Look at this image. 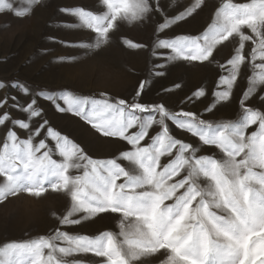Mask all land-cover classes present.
I'll return each mask as SVG.
<instances>
[{"label": "snow or ice", "instance_id": "snow-or-ice-1", "mask_svg": "<svg viewBox=\"0 0 264 264\" xmlns=\"http://www.w3.org/2000/svg\"><path fill=\"white\" fill-rule=\"evenodd\" d=\"M48 6L47 0H0V14L23 19ZM207 7V0H96L91 8H59L94 34L92 43L78 45L88 52L119 37L124 47L149 55L151 67L137 78L130 98L0 82V89L21 94L0 97V202L49 192L68 197L65 211L53 213L49 234L0 246L8 264H264V0H221L203 30L176 34ZM124 24L142 27L147 42L121 35ZM236 44L219 64L215 89H187L179 111L172 110L171 88L146 101L177 62L208 67L222 48ZM249 66L237 118L209 120L206 113L214 116L237 98ZM173 87L183 91L175 81ZM41 100L78 117L100 138L123 142L118 154L94 158L87 145L56 130ZM108 214L118 215V232L62 230ZM88 255L92 259L76 258Z\"/></svg>", "mask_w": 264, "mask_h": 264}, {"label": "rangeland", "instance_id": "rangeland-1", "mask_svg": "<svg viewBox=\"0 0 264 264\" xmlns=\"http://www.w3.org/2000/svg\"><path fill=\"white\" fill-rule=\"evenodd\" d=\"M179 2L183 3L184 0ZM233 2L246 3L249 0ZM220 3L221 0H207L208 7L194 19L180 25L176 29V34L203 30L210 22L211 13ZM47 4L48 7H37L32 14L23 19H17L11 14H0V82L5 85L15 81L47 85L46 92L67 90L78 96L93 94L98 96L100 92L106 91L112 96L130 98L129 94L133 92L138 82L137 78L143 79L151 67L149 55L140 50L124 47L119 37H114L110 45L92 52L78 46L81 42L92 43L95 36L89 30L80 28L76 18L60 13L59 8L77 5L91 8L96 5V0H47ZM121 35L136 43H145L149 39V33L142 27L129 24L123 25ZM49 36L55 37L57 41H68L73 46L50 41ZM89 36L92 39H89ZM236 46L238 44L222 48L217 60L208 67H202L198 62L191 64L177 62L178 66L166 77L157 79L154 90L145 98L146 101L164 95L163 88H171L174 93L169 98L173 102L172 110L179 111L180 100L184 99V92L187 89L194 90L195 86L215 89V81L221 73L219 64L224 62V58ZM43 49L48 51L44 52ZM246 49L251 51L247 44ZM60 57L65 59L61 60ZM69 57L71 59H67ZM244 72L241 87L235 90L237 98L219 107L214 116L206 113L205 116L209 120L222 122L237 118L240 111L239 96L247 87L248 76L252 75L251 67L244 69ZM173 81L181 84L183 91L174 89ZM5 92L10 95H21L17 89L6 87L0 89V97ZM211 99L210 97L205 103H210ZM40 102L46 106L48 118L56 130H62L64 135H68L82 146L87 145L94 158H108L118 154L117 150L123 142L100 138L95 129L78 117L71 113L57 112L48 101ZM60 104L62 107L67 106L64 101H60ZM200 111H203V106H200ZM168 123L179 134L180 130L176 129L171 121ZM255 130L256 127L252 126L249 132ZM20 135L25 138L22 130ZM67 205L68 197L52 192L40 197L22 194L0 202V246L9 241H23L49 234L55 221L53 213L60 214L65 211ZM118 219V215L108 214L95 219L94 222H86L83 227L74 226L71 229L64 227L62 230L88 236H95L106 230L118 232ZM76 258L85 261L92 259L91 255ZM0 264H8V259L0 256ZM154 264H159V260L154 261Z\"/></svg>", "mask_w": 264, "mask_h": 264}]
</instances>
